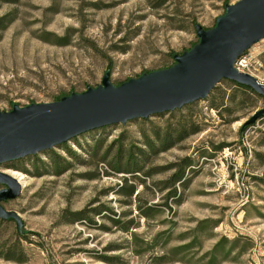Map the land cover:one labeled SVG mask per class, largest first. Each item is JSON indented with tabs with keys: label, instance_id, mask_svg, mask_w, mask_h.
<instances>
[{
	"label": "rangeland",
	"instance_id": "374dc122",
	"mask_svg": "<svg viewBox=\"0 0 264 264\" xmlns=\"http://www.w3.org/2000/svg\"><path fill=\"white\" fill-rule=\"evenodd\" d=\"M238 1L0 0V112L83 93L101 85L107 71L118 86L170 68L175 55L199 41L195 24L214 28L226 5ZM241 59V70L264 84V39ZM262 108L263 98L223 80L205 100L97 129L40 153L39 170L31 157L1 166L23 186L20 197L3 206L36 234L21 241L24 264H153L166 252V264H264V118L241 130ZM167 129L174 138L178 130L190 133L164 152H157L159 143L155 151L145 146L146 136ZM120 145L126 157L131 149L149 150L141 172L116 174L97 164L104 155L112 160ZM48 153L63 157L68 170L54 175ZM185 158L194 166L188 188L175 186L182 197L175 205L165 199L169 190L155 183L167 181L175 172L170 168ZM125 178L135 186L132 198L118 195ZM139 199L154 206L151 218L140 217ZM102 206L110 211L92 217L97 226L62 219L66 211ZM115 220H133L137 228L124 232ZM200 225L204 231L196 232ZM16 236L14 222L0 223V249ZM194 237L199 240L188 251L170 252ZM221 240L225 249L215 260L205 257ZM0 264L19 263L0 258Z\"/></svg>",
	"mask_w": 264,
	"mask_h": 264
},
{
	"label": "water",
	"instance_id": "95a60500",
	"mask_svg": "<svg viewBox=\"0 0 264 264\" xmlns=\"http://www.w3.org/2000/svg\"><path fill=\"white\" fill-rule=\"evenodd\" d=\"M216 26L196 24L199 42L175 55L170 68L144 73L120 85L107 71L101 85L83 93L0 112V167L50 151L88 132L174 112L205 100L223 80L251 88L264 98V84L236 68L237 62L264 39V0H239L225 7ZM264 118L258 110L243 127ZM0 220L24 230L20 214L3 204L20 197V181L0 170Z\"/></svg>",
	"mask_w": 264,
	"mask_h": 264
},
{
	"label": "trees",
	"instance_id": "16d2710c",
	"mask_svg": "<svg viewBox=\"0 0 264 264\" xmlns=\"http://www.w3.org/2000/svg\"><path fill=\"white\" fill-rule=\"evenodd\" d=\"M0 29H3L2 26H0ZM197 43H195L193 45V47ZM58 45L63 46V45H67V43L66 42H58ZM173 65H175V63ZM232 83L235 86H238L240 89L248 91L260 99L263 98L262 96L258 95L256 92H254L249 87H246V86L234 83V82H232ZM63 97H65V96L58 97L56 99V101L62 99ZM248 127L249 126L243 127L241 130L244 131ZM197 132H198V130H192L191 134L197 133ZM176 133L177 134L174 133L176 135V138H174V135L170 131V129H167V131L165 132L164 135H161L160 132L159 133L156 132L152 135L153 136L152 138L151 137L149 138V136H146L145 137L146 138L145 146H147L149 150L155 151L157 148V145L159 143L161 145V148H160V150H157V152L158 151L164 152V151L171 149L175 144L181 142L186 137V135H188L190 132L187 133L184 129H182V130H178ZM263 145H264V142H263ZM223 147H225V146H223ZM221 148L222 147H220L219 149H221ZM149 150H144L141 148L138 150L139 151L138 153H135L131 149L129 152V155H127V157H126V155L123 153V146L120 145L118 147L117 153L115 154L114 158H112V160H109L108 156L104 155V157L101 160H97V164L106 163L107 166L116 174L126 173V174H132L133 175V174L139 173L143 170L141 163L143 160H145L147 158V155L149 154L147 152H149ZM97 152H98V148L96 149V152L92 156V158L96 157ZM48 155L50 157V162L53 166V174L54 175H61L68 170L69 163H67V161L63 157L58 156L57 154H49L48 153ZM31 159L34 160L33 163H34L35 168L37 170H39L40 169V164H39L40 160H38L36 156L31 157ZM22 161L23 160H20V162H22ZM16 162H19V161H16ZM193 166L194 165H193L192 159L191 158H185L184 160L180 161L179 164H175L174 166H172V168H170V169H175V172L171 175V177L167 181L155 183V185L160 186L159 187L160 191L169 190V193L166 195L165 199H171V198L175 199V202H174L175 205H180L182 203V197L181 196L178 197L177 188H175V186L177 184H179V185H181L183 190H186L188 188V186L190 184V178H188L189 176H187V173H188V170L189 171L192 170ZM96 167H97V165H96ZM91 177L95 178L94 176H91ZM124 182H125V185H123L118 190V195H121V196L126 197V198H132L135 195V186L134 185L128 186L127 185L128 179H126V178L124 179ZM138 202H139V204L137 205V208H138L137 210L139 212L140 217L151 218L153 216L152 210L154 209V206H142L140 199L138 200ZM105 211L109 212L110 210L108 208H105L102 206V207L97 208V209H92V210L87 209V210H83V211H79V212L66 211L62 215V219L65 223H69V224L81 222V223L87 224L89 226H97L96 223L94 222V218H92V217H94L95 215L101 216ZM6 222H14V221L13 220H0V223H6ZM116 223L120 224V225L123 224L121 229L124 232H129L130 229L137 228L136 226H134L133 220H131L130 222H127V223H125V222L122 223L120 220H117ZM201 225H205V223H202ZM201 225L196 227V230H195L196 232L204 231V229ZM16 228H17V226H16ZM210 228L212 229L211 226H210ZM29 235H36V234H32L31 232H27L25 230H23L22 233H19L18 229H17V236H16L17 240L15 241V243H13L11 245H3L1 247L0 258H2L3 260H6V261H13V262H16L19 264H24L27 261V259H26L25 252H24L21 241L28 242L30 239ZM198 240H199L198 237H194L193 242L179 246V247L171 248L170 252L175 251V250L188 251L190 249V247H192V244H195V242ZM167 241L168 240H166V242ZM237 242H238V239L235 240V242H230V243L233 245V247H235ZM166 245H168V244H166ZM248 245H249L248 246L249 249L253 248L252 241L249 240ZM224 249H225V245H224V242L221 240L216 244L213 251L206 254L205 257L209 256V257H211L210 258L211 261L212 260L214 261L215 260V253L218 250L223 251ZM167 253H169V252H166V254L164 253L162 256L154 257L152 260V263L153 264H166L167 263V255H168ZM230 253H231V250H229L227 252L226 259L228 258Z\"/></svg>",
	"mask_w": 264,
	"mask_h": 264
},
{
	"label": "built area",
	"instance_id": "2783aa9c",
	"mask_svg": "<svg viewBox=\"0 0 264 264\" xmlns=\"http://www.w3.org/2000/svg\"><path fill=\"white\" fill-rule=\"evenodd\" d=\"M242 59H240L238 62H237V64H236V68L238 69V70H240L241 72H243L242 70H241V68H240V66H242Z\"/></svg>",
	"mask_w": 264,
	"mask_h": 264
},
{
	"label": "bare ground",
	"instance_id": "6f19581e",
	"mask_svg": "<svg viewBox=\"0 0 264 264\" xmlns=\"http://www.w3.org/2000/svg\"><path fill=\"white\" fill-rule=\"evenodd\" d=\"M16 175V173H13V176H15Z\"/></svg>",
	"mask_w": 264,
	"mask_h": 264
}]
</instances>
